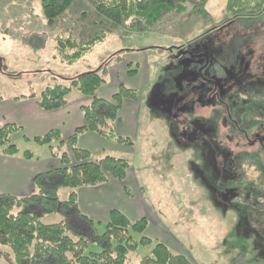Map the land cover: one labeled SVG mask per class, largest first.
I'll return each instance as SVG.
<instances>
[{
    "label": "rangeland",
    "instance_id": "1",
    "mask_svg": "<svg viewBox=\"0 0 264 264\" xmlns=\"http://www.w3.org/2000/svg\"><path fill=\"white\" fill-rule=\"evenodd\" d=\"M93 1L73 0L48 24L38 0H0V127L12 120L23 126L6 142L18 148L17 158L4 157L0 145V182H10L3 179L7 166L14 169L12 180L19 178L17 166L4 159L22 162L24 151L38 171L60 167L47 145L24 140L30 135L26 108L45 87L103 65L97 97L110 98L124 85L137 98L125 99L117 114L115 134L130 143L79 137L91 159L110 155L129 164L127 178L116 185L77 189L79 208L96 233L105 231L110 205L131 222L146 218L142 233H130L133 239L161 242L192 264H264V11L256 23H243L229 20L227 0H187L183 11L154 23L110 30L68 63L55 38L87 27L97 16ZM86 99L76 89L67 96L69 105ZM60 182L45 185L56 186L64 200L69 189ZM34 185L37 193L39 183ZM29 208L44 223L66 221L74 238L82 235L89 249H98L96 236L88 224L77 225L73 209ZM151 246L129 251L125 264H139ZM0 264H15L2 244Z\"/></svg>",
    "mask_w": 264,
    "mask_h": 264
},
{
    "label": "trees",
    "instance_id": "2",
    "mask_svg": "<svg viewBox=\"0 0 264 264\" xmlns=\"http://www.w3.org/2000/svg\"><path fill=\"white\" fill-rule=\"evenodd\" d=\"M206 0H200L199 5ZM73 0H38L40 10L48 24H54L72 5ZM187 0H94L96 15L93 21L81 31L67 36L57 35L55 41L62 60L72 63L91 50L95 43L104 39L107 32L118 26L141 27V23H154L171 12L185 9ZM229 20L240 22L259 21L264 11V0H227ZM99 15V16H98ZM99 21H98V20ZM99 28V29H97ZM71 51V52H70ZM105 67L102 65L72 77L68 83H56L45 87L37 98V106L42 110H56L67 103L71 89H76L82 96L89 97L90 103L81 107L84 123L64 138L58 129L33 136L24 137L39 145H47L52 157L60 161V167L46 172L60 176V184L69 189L66 199L59 200L55 194L56 186L41 185L37 174L34 180L39 183V191L17 197L0 193V244L11 250L15 264H125L129 251L139 245H151L150 253L140 259L139 264H192L179 253H173L165 244L154 242L142 236L135 240L130 233H142L146 226L145 217L131 222L120 210H109L106 229L97 234L92 221L77 208V189L106 183L110 179L122 182L129 164L126 159L105 155L91 159L87 150L76 146L78 137L85 132H92L108 141L130 143L128 138L115 134V122L125 99L136 100L134 88L120 85L110 98L96 96V91L105 82ZM21 129L14 123L0 127V145L3 153L13 155L18 152L14 144L6 146L9 134ZM69 148V150H67ZM25 158H31L28 151ZM39 204L45 212H53L58 205L64 209H73L90 227L99 247L88 248V240L82 235L74 238L66 221L44 223L30 206ZM115 241L112 244V241Z\"/></svg>",
    "mask_w": 264,
    "mask_h": 264
},
{
    "label": "crops",
    "instance_id": "3",
    "mask_svg": "<svg viewBox=\"0 0 264 264\" xmlns=\"http://www.w3.org/2000/svg\"><path fill=\"white\" fill-rule=\"evenodd\" d=\"M86 98L87 99L85 101L80 102L79 104L69 105V101H68L64 106H62L56 110H50V111L40 109L37 106V99L36 98L30 99V103H29L28 107L26 108V111H25L26 113L24 115V117L27 118L29 127H31V128L28 127V129L30 131V135L24 134L25 135L24 137L32 138L33 136L42 135L51 129H58L64 138H66L64 135L68 133L66 135L68 137L69 135L72 134V132L74 131V129L76 127H78L84 123V118H83V113H82L81 107L83 105L89 104L91 101V99L89 97H86ZM132 101L134 102L135 100H132ZM123 103H124V101H123ZM122 110H123V104H122L121 109L119 110L120 114H121ZM119 119H120V117H119ZM12 121L14 122V124L16 123L15 122L16 120H12ZM119 122H120V120L116 121L115 129L118 128V124H120ZM24 125H26V124H24ZM20 126H21L20 130L23 131V126L22 125H20ZM72 129H73V131L71 132ZM85 134H95V133L85 132V133L81 134L79 137H82ZM95 135H98V134H95ZM98 136L103 138L104 140H106L104 137H102L100 135H98ZM79 137L77 139L76 146L81 148V149L87 150L89 152V154L91 155V153L87 147L79 144V142H80ZM121 137H123V136H121ZM24 140H25V138H24ZM27 141H31V140H27ZM17 153L18 152H16L15 154H17ZM15 154L7 155L4 153V157L17 158V156H15ZM22 156H23V154H22ZM23 158H25V157L23 156ZM32 159H33V156L31 158H25L24 161H22V162L19 159H18L19 160L18 162H15V161H8L7 162L4 159V161L6 163L11 162L15 166H17L18 172L16 173V176L18 173L20 174V176L16 181L12 180L11 174L14 171V169H13V167L7 166L8 169H6L3 173V174H5L6 178H3V179L6 180L7 178H9L10 182H0V187H1L0 193L10 194V195H14V196L17 195L16 193H24L25 195H27L26 191H28V193H31V192L34 193V187H35L34 184L36 182L34 180V177L37 174L42 175L39 178L41 185H45V183L48 181L51 182V181L56 180V179L61 180L60 176L55 174V173L47 174L46 172H48V171H38L37 169H35L34 166L30 165ZM127 173H128V171H127ZM11 181H13V182H11ZM117 182H119V181L111 179L108 182L100 184V185H105V186H109L111 184L116 185ZM83 187H87V186H83ZM18 189H20V191L15 192V190H18ZM23 189L25 190V192H22V191H24ZM80 191H82V190L80 189ZM80 197L81 196H80V193L78 190L77 191V208L79 209L81 214H83L79 208V201L81 199ZM82 197L83 198L85 197L84 191H82ZM88 202H89V200H88ZM105 207H106V209H108L107 211L109 214V210L112 208H110V205H107ZM77 218H78V221L76 222L77 225L81 224L80 222H83L85 226L87 225V223L78 214H77Z\"/></svg>",
    "mask_w": 264,
    "mask_h": 264
}]
</instances>
